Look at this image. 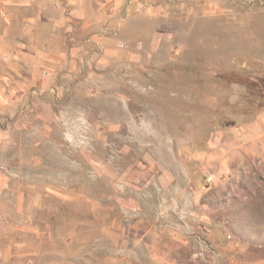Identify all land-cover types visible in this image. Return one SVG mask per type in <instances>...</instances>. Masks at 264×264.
Instances as JSON below:
<instances>
[{
    "label": "rangeland",
    "instance_id": "rangeland-1",
    "mask_svg": "<svg viewBox=\"0 0 264 264\" xmlns=\"http://www.w3.org/2000/svg\"><path fill=\"white\" fill-rule=\"evenodd\" d=\"M106 6L0 139V264H264V0Z\"/></svg>",
    "mask_w": 264,
    "mask_h": 264
},
{
    "label": "crops",
    "instance_id": "crops-1",
    "mask_svg": "<svg viewBox=\"0 0 264 264\" xmlns=\"http://www.w3.org/2000/svg\"><path fill=\"white\" fill-rule=\"evenodd\" d=\"M59 1L0 0V139L17 122L20 93L32 97L34 88L35 98L51 96L48 89L84 63L117 12L109 0H72V17Z\"/></svg>",
    "mask_w": 264,
    "mask_h": 264
}]
</instances>
